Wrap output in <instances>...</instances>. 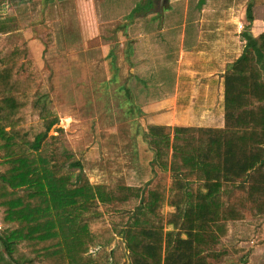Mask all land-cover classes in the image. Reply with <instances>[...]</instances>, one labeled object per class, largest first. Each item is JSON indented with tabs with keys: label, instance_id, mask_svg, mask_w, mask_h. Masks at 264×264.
I'll return each mask as SVG.
<instances>
[{
	"label": "trees",
	"instance_id": "trees-1",
	"mask_svg": "<svg viewBox=\"0 0 264 264\" xmlns=\"http://www.w3.org/2000/svg\"><path fill=\"white\" fill-rule=\"evenodd\" d=\"M261 57L247 51L225 73L222 128L146 125L155 174L145 187L94 184L69 151L50 147L59 117L47 83L0 33V264H217L230 252L216 250L220 238H236V253L248 251L238 237L264 242Z\"/></svg>",
	"mask_w": 264,
	"mask_h": 264
},
{
	"label": "crops",
	"instance_id": "crops-1",
	"mask_svg": "<svg viewBox=\"0 0 264 264\" xmlns=\"http://www.w3.org/2000/svg\"><path fill=\"white\" fill-rule=\"evenodd\" d=\"M73 1L76 13L72 7L71 20L74 17L79 29L69 35L78 38L67 41L65 49L67 56L78 58L66 67L71 72L69 86L74 83L75 71H82L84 88L94 83L91 78L97 69L105 66L107 72L103 59L116 44V70L122 71L123 78L121 83L118 78L116 85L129 94L130 117L140 125L222 128L225 73L247 51L264 55L261 40L257 49L247 45L249 38L264 34V0H149V10L129 20H124L121 12L107 13L108 4L123 1ZM137 1L124 3L133 9ZM120 21L127 23L124 31L115 30ZM259 65L264 78L262 57ZM104 74L107 81L112 79ZM70 108L73 113L66 116L74 120L79 110L75 105ZM234 190L235 186L226 187L220 195L228 199ZM257 244L260 256L264 255V243Z\"/></svg>",
	"mask_w": 264,
	"mask_h": 264
},
{
	"label": "rangeland",
	"instance_id": "rangeland-1",
	"mask_svg": "<svg viewBox=\"0 0 264 264\" xmlns=\"http://www.w3.org/2000/svg\"><path fill=\"white\" fill-rule=\"evenodd\" d=\"M109 1L106 0L107 3ZM116 1L123 2L115 5L112 1L114 6L108 4L107 13L121 12L124 20L132 19L136 14L146 13L150 8L149 0H138L133 9L124 3L127 0ZM75 6L73 0H0V33H3L6 43L15 40L21 42L28 55L34 58L39 77L44 78L47 83L49 100L59 117L58 123L48 131V134L56 137L50 147L57 152L69 151L71 160L81 162L89 181L94 184L137 183L145 187L146 182L155 174L154 154L145 135L146 126L140 125L137 119L130 117V104L126 101L129 94L126 95L123 90L117 88L118 78L119 83L123 78L120 75L122 71L118 68L116 70V53L113 49L116 44L111 48V53L103 59L107 61V72L103 68L105 66L97 69L96 75L91 78L94 83L84 88L81 81L82 71H75L74 86H69L67 77L71 72H68L66 67L75 61L73 58L78 57L67 56L68 50L65 47L67 41L78 38L77 36L73 39L69 35V31L74 30L77 34L79 29L74 17L73 22L71 20V9L75 8L76 13ZM70 20L71 22L67 23ZM8 25L15 28L5 33L3 28ZM126 25V21H120L115 30L124 31ZM47 32L51 35V44L46 41ZM104 73L112 79L107 81ZM73 105L78 107L79 111L76 112L75 119L71 120L66 115L73 113L70 108ZM165 173L168 180L170 171L166 170ZM169 209L170 207L164 204L163 211ZM169 228V225L165 226L164 230ZM243 240L244 238L239 239V246L248 251L235 253L230 247L236 240L229 243L220 238L215 245L216 250L227 249L231 252L223 254L217 264H243L240 257L245 254L248 259L246 264H263L264 255L260 256L257 248V243L260 242L244 240L243 243Z\"/></svg>",
	"mask_w": 264,
	"mask_h": 264
},
{
	"label": "water",
	"instance_id": "water-1",
	"mask_svg": "<svg viewBox=\"0 0 264 264\" xmlns=\"http://www.w3.org/2000/svg\"><path fill=\"white\" fill-rule=\"evenodd\" d=\"M162 1H163V2H166L167 0H161V2H162Z\"/></svg>",
	"mask_w": 264,
	"mask_h": 264
}]
</instances>
